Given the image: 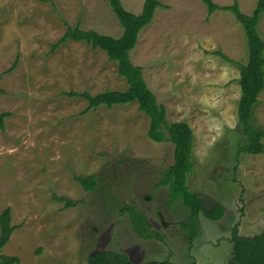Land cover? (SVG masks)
I'll return each mask as SVG.
<instances>
[{
	"label": "rangeland",
	"instance_id": "374dc122",
	"mask_svg": "<svg viewBox=\"0 0 264 264\" xmlns=\"http://www.w3.org/2000/svg\"><path fill=\"white\" fill-rule=\"evenodd\" d=\"M159 1L130 59L142 67L167 120L193 129L187 184L215 199L222 217L200 212L190 242L182 226L189 209L182 200L169 202V188L159 183L174 163V144L148 136L150 119L135 101L88 109L86 98L69 94L128 87L103 49L73 39L52 47L68 26L120 37L124 29L107 0H0V114L7 113L0 126V216L10 208L16 226L0 254L17 256L19 264H83L102 250L125 252L138 264H228L236 225L244 236L264 230V152H238L247 142L238 120L246 31L229 10L209 14L203 0ZM122 3L137 14L144 0ZM238 3L250 14L258 0ZM257 31L264 40V13ZM252 126L264 131V90ZM90 175L98 185L88 191L75 177ZM130 208L159 237L138 234Z\"/></svg>",
	"mask_w": 264,
	"mask_h": 264
},
{
	"label": "trees",
	"instance_id": "16d2710c",
	"mask_svg": "<svg viewBox=\"0 0 264 264\" xmlns=\"http://www.w3.org/2000/svg\"><path fill=\"white\" fill-rule=\"evenodd\" d=\"M117 15L123 27V34L120 37H113L100 34L94 30H83L79 27L68 26L66 32L58 41L53 44L57 49L67 39L85 41L93 47L106 51L108 58L118 64V74L124 77L128 83L125 90H108L103 93L91 95L84 93H69L88 100V109L98 108L100 105L112 107L116 104H127L137 102L139 111L145 113L150 119L148 136L156 142L169 141L174 144V163L163 173L160 180L162 186L169 188V202L173 203L182 200L190 211V218L182 223L184 229L189 232V241L193 242L198 236L199 213L203 212L211 220H219L223 215V207L212 211H205L202 206V196L192 192L187 184L188 175L194 169L193 148L194 133L186 121L170 123L167 120V110L163 104H159L154 93L149 89L142 67L133 64L130 59V51L136 45L141 29L150 23L154 17L157 7L162 6L159 0H144L140 13H133L127 10L122 0H107ZM208 7V13L216 10H229L236 15L237 20L243 25L249 47V57L240 68L241 96L238 106V120L242 125L247 142L238 148V152L258 154L264 152L262 138L264 131L257 130L252 126V119L255 114V105L259 94L264 90V40L257 29L261 15L264 13V0H258L255 9L246 14L239 8L238 0L232 5L221 6L213 0H203ZM223 58L229 60L225 54L218 52ZM87 109V110H88ZM7 113L0 114V126L3 127V119ZM85 190H93L98 185V178L95 175L76 176ZM58 200H62L59 198ZM64 200V199H63ZM66 201L68 206L74 202ZM131 216L137 233L143 238L159 237L152 225L146 221L144 216L135 212L132 208ZM11 210L6 208L0 216V251L10 240L15 225L11 223ZM236 225L231 232L233 243L232 256L228 264H264V230L253 236L239 234ZM89 264H137L131 260L125 252L102 250L91 254L88 257ZM17 256H5L0 254V264H19ZM142 264H175L168 260H152Z\"/></svg>",
	"mask_w": 264,
	"mask_h": 264
},
{
	"label": "water",
	"instance_id": "95a60500",
	"mask_svg": "<svg viewBox=\"0 0 264 264\" xmlns=\"http://www.w3.org/2000/svg\"><path fill=\"white\" fill-rule=\"evenodd\" d=\"M218 202L208 195H202V206L205 211H212ZM83 264H89V260H86Z\"/></svg>",
	"mask_w": 264,
	"mask_h": 264
},
{
	"label": "flooded vegetation",
	"instance_id": "af4514ba",
	"mask_svg": "<svg viewBox=\"0 0 264 264\" xmlns=\"http://www.w3.org/2000/svg\"><path fill=\"white\" fill-rule=\"evenodd\" d=\"M202 196V195H201ZM88 260V259H87ZM162 261V260H161ZM169 261H171V260H169ZM172 262V261H171ZM138 264V263H137Z\"/></svg>",
	"mask_w": 264,
	"mask_h": 264
}]
</instances>
